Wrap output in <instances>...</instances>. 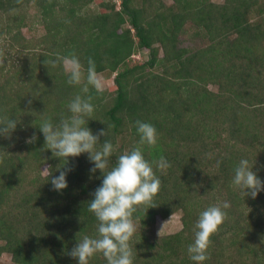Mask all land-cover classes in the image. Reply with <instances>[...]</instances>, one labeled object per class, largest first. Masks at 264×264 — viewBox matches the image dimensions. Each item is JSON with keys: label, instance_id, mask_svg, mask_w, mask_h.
Listing matches in <instances>:
<instances>
[{"label": "trees", "instance_id": "trees-1", "mask_svg": "<svg viewBox=\"0 0 264 264\" xmlns=\"http://www.w3.org/2000/svg\"><path fill=\"white\" fill-rule=\"evenodd\" d=\"M31 9L43 29L34 44L22 36ZM189 25L204 47L181 46ZM1 49L19 59H0V116L21 122L11 138L0 137V255L12 264H77L69 255L77 236L96 232L87 203L102 174L90 173L87 154L64 166L38 128L44 118L68 114V102L80 93L66 83L60 63L45 61L75 53L85 69L91 57L98 74L113 75V91L90 90L95 111L88 122L94 134L111 126L100 142L113 143V163L136 146L134 122L142 120L158 133L145 158L164 156L171 165H153L160 191L134 214V264H195L187 245L199 213L224 201L231 206L205 264H264V192L244 198L231 185L241 157L255 163L264 181V2L0 0ZM140 52L147 60L132 65ZM33 135L36 141L27 143ZM66 168L68 187L57 192L50 177ZM177 212L179 233L156 237L158 219ZM90 264L106 261L97 255Z\"/></svg>", "mask_w": 264, "mask_h": 264}, {"label": "clouds", "instance_id": "clouds-1", "mask_svg": "<svg viewBox=\"0 0 264 264\" xmlns=\"http://www.w3.org/2000/svg\"><path fill=\"white\" fill-rule=\"evenodd\" d=\"M45 63H60L67 77L66 83L80 86V93L68 102V114H61L56 122L51 118L40 121L38 128L45 140L44 147L51 150L53 157L63 160L64 166L69 163V158L87 154L93 165L90 173L95 174L99 170L102 174L100 186L87 203L88 211L97 221L96 232L94 235L77 236V243L69 255L77 264H90L97 255H102L106 264H134L137 251L133 245L137 231L134 214L140 207L153 205L160 191L161 180L153 165L159 170L171 166L164 156L157 161L145 158V146L151 148L157 144V130L149 122L136 120L134 126L139 137L136 146L120 154L113 163V143L107 138L100 142L101 136L107 137L111 126L96 134L88 126L95 111L89 92L92 89L97 94L103 91L95 60L89 57L86 69L75 53L57 56ZM20 122V118L14 116H0V137L11 138ZM36 139L33 135L27 143H34ZM254 164L249 158L241 157L233 169L231 185L244 198L255 199L260 192H264V181L253 171ZM71 171L66 168L60 170L58 176L50 177L55 191L62 192L68 187L67 176ZM230 206L228 201H224L210 205L199 213L194 239L187 245L188 257L195 264H205L209 259L211 237L223 224L227 216L225 209Z\"/></svg>", "mask_w": 264, "mask_h": 264}, {"label": "rangeland", "instance_id": "rangeland-1", "mask_svg": "<svg viewBox=\"0 0 264 264\" xmlns=\"http://www.w3.org/2000/svg\"><path fill=\"white\" fill-rule=\"evenodd\" d=\"M211 1L217 4L223 2V0H211ZM261 1L264 2V0H261ZM165 2L171 3V0H165ZM29 15L31 19L28 20V23L22 29V36L24 37V39H26V41L30 43L33 42L32 44H34L36 43L35 41L43 34V29L39 25V18L37 17V14L34 9L29 10ZM185 29H186L185 32L180 37L182 47L196 50V49H199L205 46V43L201 40V38L194 37V34H193L194 29L190 27V25ZM1 50L3 52L2 55H1ZM1 50H0L1 60H3L2 58L3 56H4V59L5 57H7V59L9 58L14 61L19 59V55L15 53L13 50H10V49H7V50L1 49ZM135 55L136 56H134L132 60H130V63L132 65L136 64L137 62L142 63L146 61L148 58L147 52H140L139 54L137 53ZM99 78L101 80L103 90L108 89L110 91H113L114 89L113 75H111L110 73H102V74H99ZM209 89L214 92L217 91V88L215 86H210ZM42 174L43 175L48 174L47 166H45L42 169ZM181 216H182V213L177 212L171 215L170 217H168L167 219H164V220L158 219V222L154 230L155 236L159 238V237H164L167 235H173V234L179 233V231L182 229ZM0 264H12L10 256L8 254L0 255Z\"/></svg>", "mask_w": 264, "mask_h": 264}]
</instances>
